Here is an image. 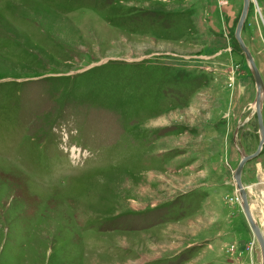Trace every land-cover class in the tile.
Wrapping results in <instances>:
<instances>
[{"label": "rangeland", "instance_id": "rangeland-1", "mask_svg": "<svg viewBox=\"0 0 264 264\" xmlns=\"http://www.w3.org/2000/svg\"><path fill=\"white\" fill-rule=\"evenodd\" d=\"M242 7L0 0V264H262ZM240 37L264 87V0ZM241 182L264 238V144Z\"/></svg>", "mask_w": 264, "mask_h": 264}, {"label": "water", "instance_id": "water-1", "mask_svg": "<svg viewBox=\"0 0 264 264\" xmlns=\"http://www.w3.org/2000/svg\"><path fill=\"white\" fill-rule=\"evenodd\" d=\"M248 7H249V0H243V7H242V11H241V15H240L238 24H237L236 29H235L234 37L238 43L240 50L242 51L243 55L245 56L249 66H250L253 81H254L255 86H256V92L257 93H256L254 107H255V116H256V120H257L258 131L260 133V141H259V144H258L256 151L253 154L247 155V156H242L240 162L238 163V165L234 171L233 179L235 181L236 189L238 191V195H239V198L241 200V208L243 210V213L245 215L247 223H248L254 237L256 238V240L260 246L261 255H262V264H264V238H263L262 233L259 230V227L255 224V222L251 216V212L249 210V206L247 203L245 189H244L242 182H241V174H242V170H243L245 164L247 162L255 159L256 157H258V155L261 152L262 146L264 144V127H263V120H262V113H261V107H262L261 93L264 91V87H263V83H262L259 71L257 70V67L254 63V60H253L250 52L248 51V49L246 48L245 44L243 43V41L240 37V32H241L243 23L245 21V18L247 16Z\"/></svg>", "mask_w": 264, "mask_h": 264}, {"label": "bare ground", "instance_id": "bare-ground-1", "mask_svg": "<svg viewBox=\"0 0 264 264\" xmlns=\"http://www.w3.org/2000/svg\"><path fill=\"white\" fill-rule=\"evenodd\" d=\"M263 97H264V92L261 93V99H263ZM251 216H252V213H251ZM252 218H253V216H252ZM253 220H254L255 224L257 225V223H256V221H255L254 218H253ZM257 226H258V225H257ZM258 227H259V226H258ZM259 230H260V232L262 233L260 227H259ZM262 235H263V233H262Z\"/></svg>", "mask_w": 264, "mask_h": 264}]
</instances>
